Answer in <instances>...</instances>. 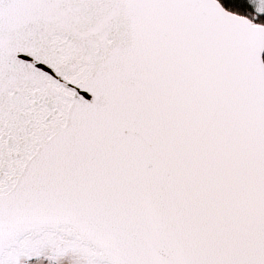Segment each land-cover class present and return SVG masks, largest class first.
Returning <instances> with one entry per match:
<instances>
[{"label": "snow or ice", "instance_id": "snow-or-ice-1", "mask_svg": "<svg viewBox=\"0 0 264 264\" xmlns=\"http://www.w3.org/2000/svg\"><path fill=\"white\" fill-rule=\"evenodd\" d=\"M0 264H264V0H0Z\"/></svg>", "mask_w": 264, "mask_h": 264}]
</instances>
